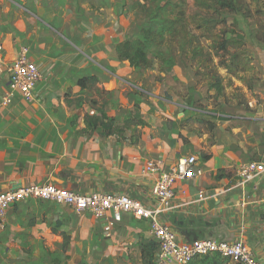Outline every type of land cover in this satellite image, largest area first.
Returning a JSON list of instances; mask_svg holds the SVG:
<instances>
[{
	"label": "crops",
	"instance_id": "obj_1",
	"mask_svg": "<svg viewBox=\"0 0 264 264\" xmlns=\"http://www.w3.org/2000/svg\"><path fill=\"white\" fill-rule=\"evenodd\" d=\"M139 2L0 0L6 61L26 52L44 76L33 100L18 95L7 107L0 104V194L49 183L151 203L159 175L195 157L192 177L174 187L181 207L161 222L180 242L241 241L264 261V176L245 182L240 175L243 165L264 162V39L248 45L257 77L250 103H228L224 88L203 82L196 64L166 44L150 45L152 69L120 59L121 44L144 40L141 28L151 17ZM170 12L164 8L159 16ZM90 78L96 80L79 85ZM8 87L3 70L0 103ZM102 115L121 132L88 126V118ZM150 164L159 171L150 172ZM201 192L206 199L192 203ZM105 224L56 202L25 200L9 210L0 231V264H55L86 233L133 248L142 264L139 241L153 240L149 223L126 215L109 236Z\"/></svg>",
	"mask_w": 264,
	"mask_h": 264
},
{
	"label": "built area",
	"instance_id": "obj_2",
	"mask_svg": "<svg viewBox=\"0 0 264 264\" xmlns=\"http://www.w3.org/2000/svg\"><path fill=\"white\" fill-rule=\"evenodd\" d=\"M3 70L7 74L9 87L1 100V106L7 107L18 95L27 101L36 97V89L44 80V76L39 66L29 60L26 52L22 53L18 59L7 62L4 47L0 43V73ZM195 163V157H183L172 171L161 173L153 187L154 200L151 203L119 193L74 192L49 183L23 186L7 191L0 194V231L6 225L9 210L16 204L28 199L52 201L68 206L77 213L88 212L96 219L106 220L104 231L107 236L126 215L148 222L152 239L158 246L155 261L160 264H189L195 259L207 256H217L233 261L235 264H264V261L255 259L251 250L241 241L195 239L191 242H180L174 230L161 222L163 215L181 207V205H175L174 187L178 181L192 177V167ZM148 170L157 173L159 167L156 164H150ZM240 175L245 182L256 176H264V162L243 165L240 168ZM205 199V192H201L198 200L192 203Z\"/></svg>",
	"mask_w": 264,
	"mask_h": 264
},
{
	"label": "rangeland",
	"instance_id": "obj_3",
	"mask_svg": "<svg viewBox=\"0 0 264 264\" xmlns=\"http://www.w3.org/2000/svg\"><path fill=\"white\" fill-rule=\"evenodd\" d=\"M170 1L147 0L146 2L149 4L146 8L150 7L149 10L157 11L158 7L166 5ZM175 3H185L188 16L198 11V9L196 10V0H184V2L183 0H175ZM236 4L241 6L240 11L236 14H229V12L224 11L214 15V11H211L209 13L210 16H206L205 12L200 11V14L206 16L207 20L212 19L213 22L208 23L204 30L196 33L203 36V38L201 40H193L190 46L186 45V52H188L189 47L191 49L190 52L184 53V55L187 56V62L195 61L200 74L203 75L209 70L214 72L216 76L221 77L222 82L218 86L224 88L225 99L228 103L235 102L238 104L243 102L249 104L250 102L247 101L248 94L253 93L255 82L253 79L256 78V70L252 65V60L247 55L249 51L248 45L250 40L261 41L264 39V0H238ZM187 20L191 22L190 24H196L197 22L196 20L192 22L193 19L191 17H188ZM186 33L180 34V43L188 42L189 36ZM221 34L228 41L238 40L239 44L229 43V55L220 52L223 56L220 59L212 52H215L214 41L218 40ZM198 45L200 50L195 57V52L199 48L196 47ZM173 49L178 50V47H173ZM233 56L237 57L235 61L238 64L237 66H235V62L233 63ZM195 58L197 60H193ZM210 60L212 64L208 68ZM220 61L227 62L225 65H230V69L219 66ZM250 84L253 86L252 89L249 88ZM75 238L79 242L78 245L71 246L67 250V256L61 254L60 257H57L56 261H54L55 264H138L136 262V259H138L136 256L137 251L133 248L129 247L125 250L118 247V244H106L102 237L91 238V236H87V233L84 237L80 234L79 236L76 235ZM221 263L223 264V262Z\"/></svg>",
	"mask_w": 264,
	"mask_h": 264
},
{
	"label": "trees",
	"instance_id": "obj_4",
	"mask_svg": "<svg viewBox=\"0 0 264 264\" xmlns=\"http://www.w3.org/2000/svg\"><path fill=\"white\" fill-rule=\"evenodd\" d=\"M144 3H138V7L142 9L145 15L151 17L148 22H146L142 28L143 41H127L121 44L118 47V55L122 61H127L130 63V66L134 69H152L153 63L150 61L148 54L151 44L160 43L161 45L166 44L172 51L176 54H180L184 57V61L187 62V56L184 53L190 52L191 47L186 52V45H191L194 40H201L203 36L197 35L200 31L204 30L207 27L208 23L213 22V20L206 19V16H210V12L214 11L213 14L222 13L224 11L229 12V14H236L240 11L241 6L237 5L236 2L238 0H196L198 11L196 13H192V15L188 16V11L186 10V4L175 3V0H171L167 2L166 5L160 6L157 9V12H152V10L147 9V5L149 4L145 0ZM182 2V1H181ZM184 2V0H183ZM170 8L171 12L168 17H160V10ZM200 11L205 12L206 16L200 14ZM194 12V10H193ZM156 13V14H155ZM188 17H191L193 20H196V24H190L191 22L187 20ZM189 23H188V22ZM164 31V32H163ZM186 33L189 36L188 42L180 43L179 36L182 33ZM198 44L197 42H194ZM229 43L239 44L238 40L228 41L225 39L224 35H220L219 39L214 41V51L212 52L218 58L221 59L223 57L220 52H223L226 55H229L228 45ZM219 45V46H217ZM242 45V44H241ZM173 47H178V50H174ZM196 47H199L196 46ZM200 47L197 48L195 52V57L199 54ZM178 51V52H176ZM237 57L233 56V63L236 61ZM193 60H197L196 58ZM251 61V60H250ZM195 63V61H192ZM208 68L212 64V61H209ZM225 61H220L219 66L226 67L230 69V65H225ZM235 66L236 62L234 63ZM205 74H200L196 66V75L201 78L203 82H205L209 86L219 85L222 82L220 76H216L212 71H206ZM213 77V78H212ZM219 77V78H218ZM256 78L253 79L256 80ZM96 78H90L89 80L83 79L79 82V85L82 88L87 87V84L90 81H95ZM250 89L253 86L250 84ZM240 105L245 104L243 102L238 103ZM103 126L105 131L112 135L114 133H120V130L115 128V121L113 119L108 118L106 115H102L101 119L96 117H91L87 119L88 126L92 124H99ZM139 246L142 252V264H155V254L157 251V243L151 239L140 238ZM226 261L217 256H207L204 258H198L190 262L189 264H222L221 262ZM229 261V260H227ZM224 263V262H223Z\"/></svg>",
	"mask_w": 264,
	"mask_h": 264
}]
</instances>
